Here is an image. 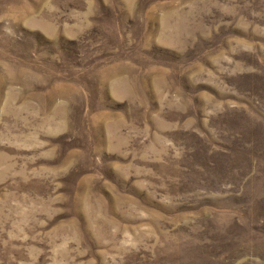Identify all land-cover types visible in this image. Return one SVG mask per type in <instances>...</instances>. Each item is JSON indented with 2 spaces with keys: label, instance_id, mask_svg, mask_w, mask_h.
I'll return each instance as SVG.
<instances>
[{
  "label": "rangeland",
  "instance_id": "obj_1",
  "mask_svg": "<svg viewBox=\"0 0 264 264\" xmlns=\"http://www.w3.org/2000/svg\"><path fill=\"white\" fill-rule=\"evenodd\" d=\"M0 264H264V0H0Z\"/></svg>",
  "mask_w": 264,
  "mask_h": 264
}]
</instances>
